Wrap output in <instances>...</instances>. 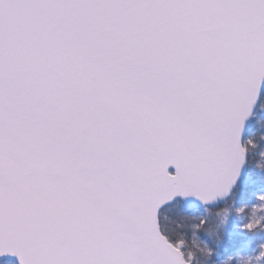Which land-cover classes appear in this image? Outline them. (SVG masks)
Segmentation results:
<instances>
[{
    "label": "snow or ice",
    "instance_id": "obj_1",
    "mask_svg": "<svg viewBox=\"0 0 264 264\" xmlns=\"http://www.w3.org/2000/svg\"><path fill=\"white\" fill-rule=\"evenodd\" d=\"M264 0H0V264H264Z\"/></svg>",
    "mask_w": 264,
    "mask_h": 264
},
{
    "label": "trees",
    "instance_id": "obj_2",
    "mask_svg": "<svg viewBox=\"0 0 264 264\" xmlns=\"http://www.w3.org/2000/svg\"><path fill=\"white\" fill-rule=\"evenodd\" d=\"M261 116H262V115H261L260 113H257V117L254 118L253 121H252V123H253L252 125H253V126L250 128V130H251V129L259 130V126L256 124V119H257V118H260ZM262 117H263V116H262Z\"/></svg>",
    "mask_w": 264,
    "mask_h": 264
},
{
    "label": "rangeland",
    "instance_id": "obj_3",
    "mask_svg": "<svg viewBox=\"0 0 264 264\" xmlns=\"http://www.w3.org/2000/svg\"><path fill=\"white\" fill-rule=\"evenodd\" d=\"M258 113H260V112H258ZM260 114L264 117V113H260ZM262 116H261V117H262ZM252 124H253V123L251 122V125H250L251 127L253 126ZM251 127H250V128H251Z\"/></svg>",
    "mask_w": 264,
    "mask_h": 264
}]
</instances>
